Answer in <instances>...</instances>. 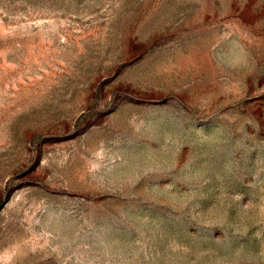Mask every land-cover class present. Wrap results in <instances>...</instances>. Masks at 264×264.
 <instances>
[{
  "label": "rangeland",
  "instance_id": "1",
  "mask_svg": "<svg viewBox=\"0 0 264 264\" xmlns=\"http://www.w3.org/2000/svg\"><path fill=\"white\" fill-rule=\"evenodd\" d=\"M0 264H264V0H0Z\"/></svg>",
  "mask_w": 264,
  "mask_h": 264
}]
</instances>
